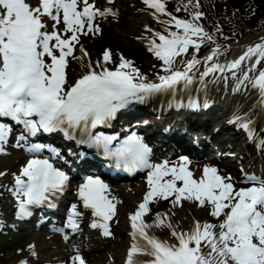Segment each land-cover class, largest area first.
I'll return each instance as SVG.
<instances>
[{
    "label": "snow or ice",
    "instance_id": "snow-or-ice-1",
    "mask_svg": "<svg viewBox=\"0 0 264 264\" xmlns=\"http://www.w3.org/2000/svg\"><path fill=\"white\" fill-rule=\"evenodd\" d=\"M142 2L152 10L153 17L159 19L162 13L169 17L161 21L169 26L166 31L144 25L142 39L162 61L155 77L149 79L123 53L105 49L101 59H89L84 70L72 79L67 72L69 57L81 34L102 32L95 21L98 16L117 15L113 8L97 7L95 0H0V153L7 151L5 144L13 123L20 125L16 147L23 142L31 153L11 174L13 181L8 190L17 202L15 214L27 218L36 207L51 208L53 200L72 183L71 170L54 163L66 159L61 148L38 139L40 134L59 131L77 145L95 149L116 168L147 172V191L129 213L132 243L125 264H264V177L251 175L247 177L253 181L250 186L237 188L231 174L222 175L212 164L204 165L197 177L189 168L188 155H179L176 162L167 157L156 161L144 135L130 126L126 132L110 130L120 110L135 102H148L154 96L169 94V106L175 103L179 108L183 101L176 97L188 92L189 107H199L190 95L191 86L215 73L230 72L236 81L234 91L253 86L264 105V67H258L264 63V39L248 45L238 57L221 62L224 46L197 22L203 12L193 11L187 19L168 11L165 0ZM48 18L53 22L51 30ZM205 40L213 41L214 47L200 57L197 53ZM80 49L89 55L83 45ZM200 64L204 67L197 76ZM204 106H208L207 99ZM241 121L251 136L252 122L247 114H232L230 122L239 127ZM67 151L78 159V170L89 171L91 161L83 147L76 153ZM6 173L7 169L0 171V177ZM76 194L83 208L91 212L90 226L111 236L109 221L116 215V205L110 185L101 175H83ZM158 197H173V204L183 199L198 202L209 208L219 223L195 219L189 229L179 230L169 222L170 240L150 234L144 214L150 211L149 202ZM80 215L77 203H71L64 226L56 229L65 240L70 239L65 228L71 233L78 231ZM155 215V223L163 225L161 217L166 214ZM70 246L75 249L72 264H86L76 242ZM28 248L36 254L32 251L34 245ZM17 264L30 261L21 255Z\"/></svg>",
    "mask_w": 264,
    "mask_h": 264
},
{
    "label": "bare ground",
    "instance_id": "bare-ground-1",
    "mask_svg": "<svg viewBox=\"0 0 264 264\" xmlns=\"http://www.w3.org/2000/svg\"><path fill=\"white\" fill-rule=\"evenodd\" d=\"M111 8H113V10L119 16V13H121L120 11L122 9H119L118 10L117 8H114V7H111ZM139 9H140V13H136L135 10L133 11V13L134 14L136 13L137 15L130 16L129 17V20H128V23H125L124 24L125 27L128 26L129 24L134 25L135 23H138L139 21H140V24L139 25L141 26V28H143V26L145 24H149L148 22H149L150 18L152 17V15L149 14V11L147 9H144L142 7L139 8ZM125 11H126V9H125ZM108 15H106V16H108ZM106 19L108 20L107 22H112L111 20L108 19V17H106ZM124 25H120V27H123ZM110 27H111V25L108 24L107 25L108 31L110 30ZM120 27H118L116 29V31L118 33L120 31H121L120 33H122V34H124V33L131 34L132 33V32H129L130 31L129 30V27H126L127 29L125 28V29H122V30H121ZM49 28H51V26ZM101 28L106 32V30L104 29V25L101 26ZM133 30L134 31H137V29L135 27H134ZM115 32L113 31V33H112L113 34L112 36L114 37V39L116 37L114 35V34H116ZM65 35H67V33H65ZM139 36H141V35H139ZM256 37H257V39H262V38H264V33H261V34L257 35ZM79 41H80V39H79ZM91 42L93 43L94 40H92ZM86 43L87 42H85V44ZM92 43H91V46H92ZM246 48L242 49L241 47H238L237 45L232 46V49H234L236 51L235 54L233 55V57L234 58L238 57L243 51H245ZM109 49H111L112 51L114 50V49H112V47H110ZM97 50H99V49L96 48V46H94L91 55H90V52L88 51V53L90 55V59L93 60V61L94 60H97L96 59L97 58V54H98ZM190 51H192V50L190 49ZM115 53H118V52H115ZM80 54L82 55V57H80L78 60H76L78 58V55L71 57L72 60H71V62H69V68L67 69L69 78H75L80 72H82L84 70V67H85V62L89 60V55H85L81 51H80ZM203 56H205V55H202V57ZM135 65H141V66H143L144 73L145 74L148 73L146 75H151V76L152 75H156V73L158 71H160L159 67H156V66H154V68H151V67L149 68L148 65H146L144 63H141V61H140L139 58L138 59L135 58ZM200 67H201V65H199L197 69L203 71L202 68H200ZM149 72H150V74H149ZM220 75H221L220 73L210 74L205 79V81L201 84V85H205L204 88H202L201 86L198 85V82H200V81L197 80L193 84L194 87H195V90L197 91V89H199V91H197V92H201V93L205 89H207L206 91L209 92V93L211 92L212 89L215 92H217L218 90L219 91H222L225 87H224L223 83L220 80H218L219 79L218 76L220 77ZM149 79H152V77H150ZM181 94L183 95L184 92L181 93ZM169 96H170L169 94H165V95H161V96H158V97H159L160 100L166 102L167 99H171L172 98V97L170 98ZM247 100H248V96H246V97H244V98H242L240 100H235L234 101V105H235V107H238V108H242V107L244 108L247 105L246 104V101ZM226 106H229V105H226ZM132 108L133 109H138V107H137L136 104L135 105H132ZM132 108H131V110H133ZM197 109H201V107H198ZM208 109H210V108L208 107ZM210 113L211 112L208 111L206 114L208 115ZM228 113L232 116V114L235 113V112L232 109H228ZM169 114H172V113H168V115ZM235 114H237V113H235ZM215 115H218V116L211 121V124L212 125H216L219 122H222L223 123L222 119H229V118H231V117H228L227 116V113L226 112H219V113H217ZM146 117L147 116L141 117V120L144 119V118H146ZM191 117H195V115H192ZM168 118H170V123H171L172 126H178V124L174 123V121H175V115L173 116V118L172 117H168ZM251 119H252V122L253 123H254V121H257V119H261V120L263 119L264 120V114H263V116H260V117L253 116V117H251ZM154 121H157V120H154ZM149 122H151V121H149ZM160 123L163 124L164 122L161 120ZM202 124H207V123L202 122ZM230 125L233 126L236 129V131L238 132L237 125L234 122H233V124H230ZM167 126H169V125H167ZM231 126H227V128L229 130H231L232 129ZM170 127L171 126L166 127L164 129V131L167 128H170ZM155 129H156V131H159L158 125L155 127ZM262 132L264 133V128H262ZM176 133H177V130L171 129L166 134H164L163 137L166 139L169 134L177 135ZM183 133L185 134L184 136L193 135V137H196V136H199L200 130L196 132V130L193 129V132H191L188 128H183ZM163 137H162V139L164 140ZM191 137L192 136H190V138ZM170 138H171V136H168V138L166 140H169ZM206 147L208 149H210L211 144H208ZM225 147H231V146L229 144H227V145H225ZM239 151H240V154H242L241 153L242 152V148ZM10 155L11 156L5 155L6 157H4L2 154H0V171H3L4 169H7V173L4 176L0 177V189H2V187L7 183L9 177L14 172V169L13 168H14V166H16L15 164L17 163L16 162V158L21 157V154H20L19 151H15L14 153H12ZM237 157H238V155L231 154V158L232 159L230 161L231 162H234L235 161L234 159L237 158ZM243 157H244V155H243ZM263 159H264V146H261V148H259V150L256 152V155H254L253 157H247V158H241L240 159L242 161V163H243V166L240 167L242 169V171H240V174L241 175H244V174L247 175L249 173V171L251 170L254 175H259V173H261V172H259V171L256 170V167H257L256 165H258V163L262 165ZM237 160H239V158H237ZM227 161H229V160H227ZM240 168H238V170H240ZM258 177H264V175L261 173V175L258 176ZM134 191H135V189H134ZM143 196H144V193H142V194L140 193L138 196H135L133 193H129V194L126 195L124 204H126L127 206H130L131 208H133V210H135L136 207L138 206L139 202L142 201ZM169 200H170L171 204L169 205V203H168L167 206L168 205L169 206L167 208L162 209L160 213L166 214V215H171L174 218H172L168 222H165L163 225H161L159 223H156V228H155V226H154V219L153 220H150V218H149V217H151V214L149 212H147L146 215L144 214V219H145V221H146V223L148 225V228L146 230L149 231L150 233H152V234L153 233L154 234H158V233L163 234L160 230H164L165 231L166 230V227H168L169 222L174 227H177L179 230H187V229H189L193 225V223L190 221V217L186 216V214L184 212L179 211V209L177 207V204H173L172 203V200L173 199L172 198H169ZM165 201H166L165 199H162V200L161 199H158V200H154L155 204H150V202H149V209H151V208L161 209V208H159V204H163ZM203 209L204 208L202 207V208H199L198 210H196V215L195 216H196V218L200 219L201 221H205V220L209 221V219H206V217L204 218L205 215H204V210ZM180 210H181V208H180ZM171 212H173V213H171ZM162 216H164V215H162ZM120 223L121 222L117 223L116 225H118ZM213 223H215V222H213ZM216 224H218V223H216ZM157 228H159V229H157ZM168 232H171L170 228H169ZM160 237H164V239H169V240L172 239V238H170V236L168 234H165V236H162L161 235ZM37 239H38V235L35 236V238H34L33 241H35ZM51 240H52V237L49 236V235H46L45 240H43L42 242H39L37 240V243L34 245V248L32 249V251H34L37 254L36 256H34V255L31 254L28 246L25 247L24 249H21V250H23L22 253L21 252H18L17 254H13L12 256L10 255L12 261H10L9 264H15L21 258V255L27 257L29 259L30 263H32V264L34 263V261H38L39 259L41 261H50V262H52L54 264L60 263L63 260V258H64V254H65V251L67 250V248L62 243H60V244L57 245V248L56 249H54V250H50V249L47 250L46 248H48L51 245H53V243L51 242ZM43 250H46V253H43ZM107 254H108V256H114L113 257L114 258L113 259L114 261H112V262H114L115 264H121L120 262H117L115 260V258H117L119 256V254L123 256L124 249L121 248L120 244H115L114 243V244H111L108 247ZM108 264H110V263H108Z\"/></svg>",
    "mask_w": 264,
    "mask_h": 264
},
{
    "label": "rangeland",
    "instance_id": "rangeland-1",
    "mask_svg": "<svg viewBox=\"0 0 264 264\" xmlns=\"http://www.w3.org/2000/svg\"><path fill=\"white\" fill-rule=\"evenodd\" d=\"M191 1H193V0H168L166 3H168V4H170L171 6H168L169 7V10L170 11H174L176 14L178 13V14H180V16H186V17H188V9H189V5L191 4ZM137 3H138V1H137ZM139 4V3H138ZM140 5V4H139ZM120 8H121V6H122V8H124V9H126V11H122L123 12V17H122V25H124L125 23H128V20H129V17L130 16H132V15H137L136 13L134 14L133 13V11H132V9H134V7L136 6V4H134V3H131V5L129 4L128 5V2L126 1V0H122V2H120L119 3V5H118ZM125 7H127V8H125ZM144 8V7H143ZM188 18H191V16L190 17H188ZM139 24H140V21L138 22V23H135L134 25H131V24H129L128 26H126V27H129V32H133L134 30V27L136 28V29H139L140 27H139ZM119 25L117 24V25H115L113 28H111V29H114L115 27H118ZM125 27V25L121 28V30L122 29H125L126 28ZM127 29V28H126ZM121 32V31H120ZM137 32H134L133 34H131L130 36L128 35V34H126V33H124V34H122V33H118L117 35L116 34H114L116 37H115V39H116V42H115V44H116V46L117 47H120V48H122L123 49V47H125L126 49H127V51H128V53L130 54V55H132V56H137V55H139V54H141V52H136L137 50V43L134 41V39H132L131 38V36L132 35H135ZM111 35V34H110ZM113 36H112V38L110 37V39H109V42H112V40H113ZM205 41H208V40H205ZM115 44H113V45H115ZM100 46H102V45H100ZM98 47H99V43H98ZM143 51V50H142ZM146 59L148 60V61H150V62H152L147 56H146ZM26 238H24V240H25ZM107 246V245H106ZM106 246L103 248V249H101L100 250V253H99V259H100V264L101 263H104V261H106V255H105V253H103V250H105V248H106ZM0 249L3 251V261H5V260H7L8 259V257L11 255V253L12 252H8V249H6V248H4V247H0Z\"/></svg>",
    "mask_w": 264,
    "mask_h": 264
}]
</instances>
